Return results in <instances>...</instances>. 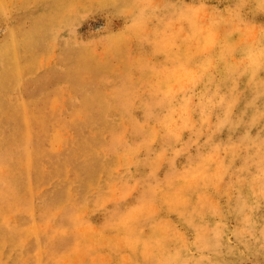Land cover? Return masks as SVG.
Wrapping results in <instances>:
<instances>
[{"label":"rangeland","instance_id":"374dc122","mask_svg":"<svg viewBox=\"0 0 264 264\" xmlns=\"http://www.w3.org/2000/svg\"><path fill=\"white\" fill-rule=\"evenodd\" d=\"M0 264H264V0H0Z\"/></svg>","mask_w":264,"mask_h":264},{"label":"bare ground","instance_id":"6f19581e","mask_svg":"<svg viewBox=\"0 0 264 264\" xmlns=\"http://www.w3.org/2000/svg\"><path fill=\"white\" fill-rule=\"evenodd\" d=\"M208 28V27H207ZM217 39V38H216ZM182 80V79H181ZM184 80H186V79H184Z\"/></svg>","mask_w":264,"mask_h":264}]
</instances>
